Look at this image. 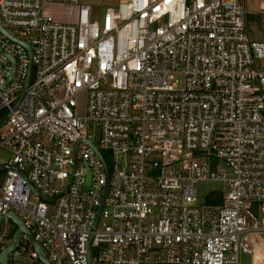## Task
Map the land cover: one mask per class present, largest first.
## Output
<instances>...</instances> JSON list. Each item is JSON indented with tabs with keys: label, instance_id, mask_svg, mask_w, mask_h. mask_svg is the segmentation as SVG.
<instances>
[{
	"label": "built area",
	"instance_id": "built-area-1",
	"mask_svg": "<svg viewBox=\"0 0 264 264\" xmlns=\"http://www.w3.org/2000/svg\"><path fill=\"white\" fill-rule=\"evenodd\" d=\"M247 1L0 0L30 50L0 31V254L8 213L28 231L6 264H44L34 244L49 264H264V40ZM206 182L225 186L222 205L198 203Z\"/></svg>",
	"mask_w": 264,
	"mask_h": 264
},
{
	"label": "rangeland",
	"instance_id": "rangeland-1",
	"mask_svg": "<svg viewBox=\"0 0 264 264\" xmlns=\"http://www.w3.org/2000/svg\"><path fill=\"white\" fill-rule=\"evenodd\" d=\"M84 3L90 4L96 7H107L113 6L118 3L119 0H82ZM258 1L249 0L246 2V8L251 16V21L248 23V29L251 33L252 38L264 40V29L259 27L257 21H254L258 16ZM44 12L52 19L53 22H62L68 14V8L61 4H46L44 5ZM182 86L180 81L179 87ZM87 99L86 95L82 94L76 99V107L74 113L77 117H84L86 114ZM1 134L4 133V129H1ZM107 159V163L111 165L112 161L110 156L103 153ZM9 156L5 150L0 149V167L7 162ZM4 178V172H0V184ZM226 188L223 184L220 183H202L198 186V203L205 206L210 205H222L224 193ZM8 227L10 230L14 229V225L9 221ZM4 225H0V233L3 230ZM5 244V242H3ZM260 249L263 251L264 246L260 245ZM253 259L247 255L240 253L239 264H252Z\"/></svg>",
	"mask_w": 264,
	"mask_h": 264
},
{
	"label": "water",
	"instance_id": "water-1",
	"mask_svg": "<svg viewBox=\"0 0 264 264\" xmlns=\"http://www.w3.org/2000/svg\"><path fill=\"white\" fill-rule=\"evenodd\" d=\"M0 31L6 36L8 37L10 40L14 41V42H17L19 43L20 45L24 46L28 52H30L29 50V47L27 45H25L23 42L21 41H17L16 39H14L13 37H11L0 25ZM27 82H28V79L25 83V87L27 86ZM8 119V115H6L1 121H0V128L6 123ZM77 145H75L74 147V151H73V158H74V165L72 167V173L70 175V178H69V181H68V186L70 185L71 183V180H72V174L74 172V169H75V155H76V148H77ZM95 153L98 155V157L100 158V160L102 161L103 165H104V170H105V174H106V177L108 178V169H107V165L105 163V160H104V157L102 156V154L97 150V148H95L93 145H92ZM5 170H7V167L5 166H1L0 167V172H4ZM89 183H90V177H89V173L88 171H86V183H85V186H84V189L87 190L88 187H89ZM107 189H108V183L106 184L105 186V191H104V195H103V198H102V201H101V205L97 211V215H96V219H95V222H94V225H93V230H95L96 228V225H97V221L99 219V215H100V211L102 209V204H103V201H104V198L107 194ZM67 191V190H66ZM66 191L61 195L63 196ZM33 193L34 194H37L36 190H33ZM41 199L43 201H47V202H51V201H54L56 200L55 198L54 199H45V198H42ZM8 221H10L14 226H15V231L11 237V243L1 252L0 254V264H6V256L12 252L13 250H15L18 246V243H19V239H20V236L21 234L25 233V234H28V231L25 229L23 223L19 220V218L14 214V213H8L5 217ZM4 221V218H0V225L3 223ZM30 236V235H29ZM31 238V236H30ZM90 243V241H89ZM89 243H88V252H87V259H88V262H90V259H91V252H90V248H89ZM34 250L36 251V253L38 254L39 256V259L44 263V264H49L46 260V257L45 255L43 254L42 250L39 248V246L37 244H34Z\"/></svg>",
	"mask_w": 264,
	"mask_h": 264
},
{
	"label": "trees",
	"instance_id": "trees-1",
	"mask_svg": "<svg viewBox=\"0 0 264 264\" xmlns=\"http://www.w3.org/2000/svg\"><path fill=\"white\" fill-rule=\"evenodd\" d=\"M5 116H6V115H5L4 112L0 113V121H1Z\"/></svg>",
	"mask_w": 264,
	"mask_h": 264
}]
</instances>
